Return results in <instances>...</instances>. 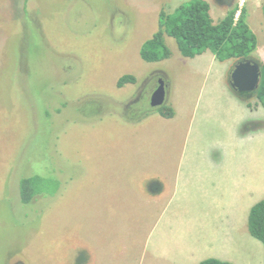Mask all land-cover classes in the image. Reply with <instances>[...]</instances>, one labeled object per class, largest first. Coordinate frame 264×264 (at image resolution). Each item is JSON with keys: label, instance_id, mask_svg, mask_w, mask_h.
Listing matches in <instances>:
<instances>
[{"label": "rangeland", "instance_id": "374dc122", "mask_svg": "<svg viewBox=\"0 0 264 264\" xmlns=\"http://www.w3.org/2000/svg\"><path fill=\"white\" fill-rule=\"evenodd\" d=\"M190 1L0 0V264H144L172 188L183 203L193 116L207 94L232 89L237 62L187 58L167 35L170 59L141 58L160 14ZM203 1L215 24L244 12L258 38L251 60L264 64V0ZM124 76L136 83L118 87ZM159 79L166 101L153 109ZM35 175L59 188L24 205L19 183Z\"/></svg>", "mask_w": 264, "mask_h": 264}, {"label": "crops", "instance_id": "0c3cea01", "mask_svg": "<svg viewBox=\"0 0 264 264\" xmlns=\"http://www.w3.org/2000/svg\"><path fill=\"white\" fill-rule=\"evenodd\" d=\"M230 90L207 94L201 114L193 116L177 174L183 203L174 205L172 188L147 240L144 264L259 263L262 249L244 231L251 209L264 199V133L258 126L264 111L258 101ZM177 115L175 110L166 119Z\"/></svg>", "mask_w": 264, "mask_h": 264}, {"label": "trees", "instance_id": "16d2710c", "mask_svg": "<svg viewBox=\"0 0 264 264\" xmlns=\"http://www.w3.org/2000/svg\"><path fill=\"white\" fill-rule=\"evenodd\" d=\"M262 11L264 15V5ZM237 14L236 9L231 10L223 20L215 24L210 14V5L203 0H192L182 4L172 14L162 12L157 33L142 45L140 56L148 63H160L170 59L172 52L165 42V35H167L176 41L182 55L190 59L206 52L212 53L221 63L235 60L237 64L251 59L257 49L258 38L246 22L244 12H241L239 17ZM261 72L260 87L254 98L264 109V64L261 65ZM135 83V77L124 76L120 79L118 87ZM233 92L235 93L234 90ZM52 188H55L56 192L59 187L55 182L52 183L51 180L39 175L22 178L19 183L22 203L28 205L39 195L52 196ZM161 192L162 190L158 193ZM248 231L264 246V199L251 209ZM200 264L231 263L208 259Z\"/></svg>", "mask_w": 264, "mask_h": 264}, {"label": "water", "instance_id": "95a60500", "mask_svg": "<svg viewBox=\"0 0 264 264\" xmlns=\"http://www.w3.org/2000/svg\"><path fill=\"white\" fill-rule=\"evenodd\" d=\"M261 65L251 59L236 64L231 76L230 86L241 97L254 96L260 87ZM166 101V88L163 80H159V87L151 97V107L160 108Z\"/></svg>", "mask_w": 264, "mask_h": 264}, {"label": "flooded vegetation", "instance_id": "af4514ba", "mask_svg": "<svg viewBox=\"0 0 264 264\" xmlns=\"http://www.w3.org/2000/svg\"><path fill=\"white\" fill-rule=\"evenodd\" d=\"M160 80V79H159ZM159 80H158V85H159ZM229 81H230V79H229ZM159 87V86H158Z\"/></svg>", "mask_w": 264, "mask_h": 264}]
</instances>
